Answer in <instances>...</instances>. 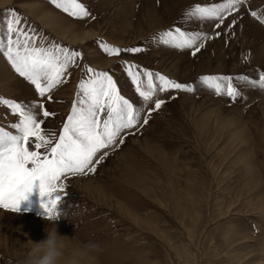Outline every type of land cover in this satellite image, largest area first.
<instances>
[{
  "label": "rangeland",
  "instance_id": "374dc122",
  "mask_svg": "<svg viewBox=\"0 0 264 264\" xmlns=\"http://www.w3.org/2000/svg\"><path fill=\"white\" fill-rule=\"evenodd\" d=\"M77 2L89 16H71L52 0H9L0 6V42L5 45L9 10L14 9L37 47L57 45L81 54L63 77L66 82L41 98L0 51V96L28 107L43 103L55 114L45 118L41 109H33L37 120H44L49 149L77 99L79 81L90 75L86 67L108 72L140 113L135 126L122 129L113 144L93 157L95 171L65 175L58 182L63 187L56 193V226L69 238L58 264H71L72 247L87 243L99 245L100 251L85 264L263 263L264 89L250 81L264 71V0H246L236 11L223 12L222 20H202L186 11L226 0ZM176 28L201 38L184 49L159 42V33L175 34ZM84 33L88 38L72 41ZM101 43L142 51L109 55ZM125 62L195 90L157 91L145 102ZM203 75L231 76L240 95L235 100L217 95L198 80ZM140 80L148 90L147 78L141 75ZM222 83L226 88L227 82ZM156 99L165 101L159 109ZM104 118L106 111L101 123ZM18 120V114L0 105V128L17 134L11 125ZM35 142L30 138V151L36 150ZM25 196L18 211L0 208V264H19L50 226L39 180Z\"/></svg>",
  "mask_w": 264,
  "mask_h": 264
},
{
  "label": "snow or ice",
  "instance_id": "6c2138e0",
  "mask_svg": "<svg viewBox=\"0 0 264 264\" xmlns=\"http://www.w3.org/2000/svg\"><path fill=\"white\" fill-rule=\"evenodd\" d=\"M244 2L246 0H226L224 4L212 7L196 5L187 10L186 15L202 20L216 17L222 20L223 12L236 11ZM52 3L71 16H89L85 5L78 3L77 0H52ZM251 14L257 16L255 11ZM200 38L201 34H189L180 28L175 29V34L172 30L159 33V42L178 49L192 48ZM100 47L109 55L122 51L131 53L142 51L139 47L120 49L105 43H101ZM199 50L196 48L193 55ZM0 51H3L13 69L35 86L41 98L50 94L57 85L66 82L63 77L81 55L79 52L57 45L37 47L34 37L21 27L20 18L14 9L9 10L7 44L0 42ZM125 63V70L135 86L136 93L145 102L152 100L157 91L195 90L192 85L178 83L159 72L153 73L147 69L137 71V65ZM85 71L90 75L87 80L79 81L77 99L73 102L58 139L50 149L47 146L52 141L41 128L44 120H37L33 109L37 107L41 109L45 118L55 114L48 111L43 103L32 102L31 107H28L14 99L0 96V105L7 106L13 114L19 116L18 122L11 125L17 130V134L0 128V208L18 211L19 203L26 198L25 193L31 191L33 181L39 180L40 194L47 197L41 207L50 217L58 215L57 204L60 195L56 193L58 187H63L62 183L58 184L61 178L69 174L95 171L92 165L97 152L113 144L122 129H130L136 125L140 113L133 103L120 94L113 77L106 71H98L91 67H86ZM141 75L147 78L148 90L141 87ZM198 80L207 88L214 89L217 95H226L233 100L240 95L231 83V76L203 75ZM225 81L226 88L222 83ZM250 83L264 89V71L259 74L258 80ZM48 99H52L51 95H48ZM163 103L164 100L156 99L155 109H159ZM105 111L106 118L101 123L100 116ZM147 122L145 117L144 123ZM33 137L36 141L34 144L36 150L30 151L29 141ZM41 148L45 149L43 154L39 151Z\"/></svg>",
  "mask_w": 264,
  "mask_h": 264
},
{
  "label": "clouds",
  "instance_id": "9594fccd",
  "mask_svg": "<svg viewBox=\"0 0 264 264\" xmlns=\"http://www.w3.org/2000/svg\"><path fill=\"white\" fill-rule=\"evenodd\" d=\"M44 218L50 225L45 228V238L32 242L30 251L23 256L19 264H58L64 258L69 248V238L58 233V215H46ZM99 251V245L95 243L75 245L72 247L71 264H85L86 261L94 259Z\"/></svg>",
  "mask_w": 264,
  "mask_h": 264
},
{
  "label": "bare ground",
  "instance_id": "6f19581e",
  "mask_svg": "<svg viewBox=\"0 0 264 264\" xmlns=\"http://www.w3.org/2000/svg\"><path fill=\"white\" fill-rule=\"evenodd\" d=\"M9 0H0V6H2L3 4H5L6 2H8ZM37 8V7H36ZM46 17V16H45ZM48 18H50V17H48ZM54 18V17H53ZM59 18V17H58ZM41 21H43L42 19H40ZM57 20V19H56ZM61 21V20H60ZM57 28H58V26H57ZM59 29V28H58ZM67 32V31H66ZM64 33V32H63ZM61 34V36L62 37H64V34ZM89 34L88 33H84L83 35H81V36H76L72 41L74 42V41H83V40H85V38H88L87 36H88ZM67 38V37H66ZM119 212V211H118ZM8 214V213H7ZM31 228V227H30ZM38 232V231H37ZM60 234V233H59ZM61 235V234H60ZM14 248L15 249H18V247H16V246H14ZM66 253H67V250H66ZM63 259V258H62ZM62 259L60 260V262H63L62 261ZM249 262V261H248ZM248 262H243V264H248ZM242 264V263H241ZM258 264H264V262L262 263H258Z\"/></svg>",
  "mask_w": 264,
  "mask_h": 264
}]
</instances>
